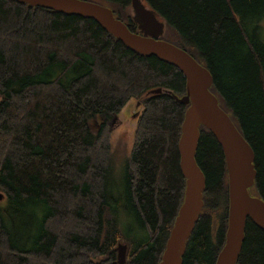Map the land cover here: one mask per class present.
Returning <instances> with one entry per match:
<instances>
[{
	"label": "trees",
	"instance_id": "trees-1",
	"mask_svg": "<svg viewBox=\"0 0 264 264\" xmlns=\"http://www.w3.org/2000/svg\"><path fill=\"white\" fill-rule=\"evenodd\" d=\"M89 1L140 33L132 0ZM144 2L165 23L162 36L210 71L211 91L255 153L249 192L264 199V0ZM156 88L172 93H149ZM186 93L180 68L132 50L94 19L0 0V264H119L122 242L126 264H158L185 196L179 141L189 105L178 97ZM131 99L141 108L123 206L115 208L112 124ZM195 159L204 205L182 264H216L228 227V170L204 125ZM121 211L144 236L131 237ZM236 264H264V229L250 217Z\"/></svg>",
	"mask_w": 264,
	"mask_h": 264
},
{
	"label": "water",
	"instance_id": "water-1",
	"mask_svg": "<svg viewBox=\"0 0 264 264\" xmlns=\"http://www.w3.org/2000/svg\"><path fill=\"white\" fill-rule=\"evenodd\" d=\"M18 1L66 15L92 18L132 50L146 56H156L182 70L186 77L187 93L181 98L178 97V100L189 105L179 141L181 169L186 177V188L183 203L158 264H182L186 241L193 232L204 205L206 178L195 159L201 125L208 127L222 145L228 170V227L225 244L218 254L216 264H236L245 238L247 218L250 217L264 229V199L249 192L257 177L255 153L211 91L213 77L210 71L186 50L160 38L164 34L165 23L144 0H132L133 17L139 24L140 33L132 32L114 15L110 7L93 1ZM161 92L172 93L171 90L163 88L153 89L149 93ZM117 250L118 263L126 264L127 245L119 244Z\"/></svg>",
	"mask_w": 264,
	"mask_h": 264
},
{
	"label": "rangeland",
	"instance_id": "rangeland-1",
	"mask_svg": "<svg viewBox=\"0 0 264 264\" xmlns=\"http://www.w3.org/2000/svg\"><path fill=\"white\" fill-rule=\"evenodd\" d=\"M264 21V19L262 20ZM264 23V22H263ZM163 40H167L165 36L160 37ZM263 38H264V29H263ZM170 42V41H169ZM140 101L136 99H131L119 115L116 117L114 123L112 124V162H113V170L109 179L108 192L111 197V202L113 203L115 208H121L123 206L124 201V171H125V162L126 158L130 154V150L133 142V132L136 125V115L140 107ZM7 198L0 199V208L6 207ZM120 212L121 221L125 229L128 230V233L131 237H142L144 236V232L141 231L137 225L133 217L127 215L125 213ZM34 218H40L39 212L36 210L32 213ZM29 223H25L24 226L28 228ZM21 227L16 229L17 237L19 238L21 235ZM34 233V231H33ZM126 244V243H120ZM127 259V253H126Z\"/></svg>",
	"mask_w": 264,
	"mask_h": 264
}]
</instances>
